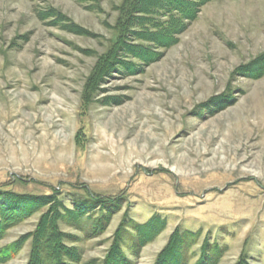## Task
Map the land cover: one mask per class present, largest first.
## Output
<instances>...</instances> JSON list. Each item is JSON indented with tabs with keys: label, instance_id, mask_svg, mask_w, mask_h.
I'll return each mask as SVG.
<instances>
[{
	"label": "rangeland",
	"instance_id": "1",
	"mask_svg": "<svg viewBox=\"0 0 264 264\" xmlns=\"http://www.w3.org/2000/svg\"><path fill=\"white\" fill-rule=\"evenodd\" d=\"M123 2L0 0V187L57 189L71 208L66 194L83 186L118 198L102 235H89L91 222H61L86 261L106 257L123 222L158 216L166 228L139 258L124 248L135 264H154L177 230L201 232L191 264L206 240L226 248L218 264H264V77L236 73L264 53V0L212 1L143 73H114L91 89ZM49 8L82 33L42 19ZM223 95L233 103H209ZM46 210L0 247L34 232ZM31 246L5 264H29Z\"/></svg>",
	"mask_w": 264,
	"mask_h": 264
},
{
	"label": "trees",
	"instance_id": "2",
	"mask_svg": "<svg viewBox=\"0 0 264 264\" xmlns=\"http://www.w3.org/2000/svg\"><path fill=\"white\" fill-rule=\"evenodd\" d=\"M212 1L214 0H124L120 9L118 39L111 45L108 53L100 58L89 87L95 89L99 81H104L114 73H143L146 67L160 60L163 50L179 43L180 36L197 20L202 8ZM41 18L54 19L55 23L62 25L68 32L82 33L79 25L54 8L42 12ZM129 39L134 43L130 44ZM236 73L251 80L262 79L264 53L239 66ZM231 99L230 95L215 96L209 103L225 106L226 103H233ZM81 188L66 194L72 199L71 208L59 198L61 194L57 189L52 194H34L0 187V242L9 229L47 209L34 232L16 243L0 247V264L16 258L29 239L32 240L29 264H135L124 248L127 247L134 258H139L143 248L166 228V220L158 216L145 224L125 221L116 232L106 257L103 260L86 261L74 245L78 238L62 230L61 222L77 229L82 223L91 222L93 230L89 235H102L120 211L121 202L118 198L95 194L84 186ZM200 237V231H175L154 264H191L196 257L194 247L199 244ZM225 249L206 240L195 264H218ZM247 261L243 258L237 264H249Z\"/></svg>",
	"mask_w": 264,
	"mask_h": 264
}]
</instances>
